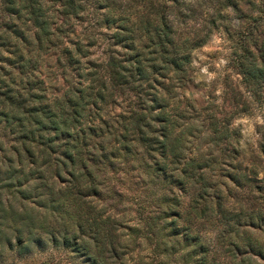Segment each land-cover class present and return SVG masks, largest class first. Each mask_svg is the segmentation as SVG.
Returning <instances> with one entry per match:
<instances>
[{
  "label": "trees",
  "instance_id": "16d2710c",
  "mask_svg": "<svg viewBox=\"0 0 264 264\" xmlns=\"http://www.w3.org/2000/svg\"><path fill=\"white\" fill-rule=\"evenodd\" d=\"M213 30L264 111V0H0V264H264V120L183 95Z\"/></svg>",
  "mask_w": 264,
  "mask_h": 264
},
{
  "label": "rangeland",
  "instance_id": "374dc122",
  "mask_svg": "<svg viewBox=\"0 0 264 264\" xmlns=\"http://www.w3.org/2000/svg\"><path fill=\"white\" fill-rule=\"evenodd\" d=\"M198 7L201 8V17L210 12L205 4ZM230 48L228 40L217 30L195 47L191 51L192 78L185 84L183 95L198 103L210 102L213 108L230 112L229 126L238 129L239 142L242 145L253 144L255 124L264 120V111L255 101L244 107L242 100L248 94V86L230 64ZM220 186L224 189L222 184ZM231 200V196L226 195L225 204ZM210 234L211 231H206V235Z\"/></svg>",
  "mask_w": 264,
  "mask_h": 264
}]
</instances>
